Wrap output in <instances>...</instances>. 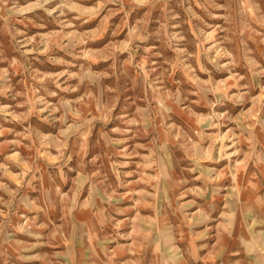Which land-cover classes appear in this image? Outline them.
<instances>
[{"label":"rangeland","instance_id":"obj_1","mask_svg":"<svg viewBox=\"0 0 264 264\" xmlns=\"http://www.w3.org/2000/svg\"><path fill=\"white\" fill-rule=\"evenodd\" d=\"M0 264H264V0H0Z\"/></svg>","mask_w":264,"mask_h":264}]
</instances>
